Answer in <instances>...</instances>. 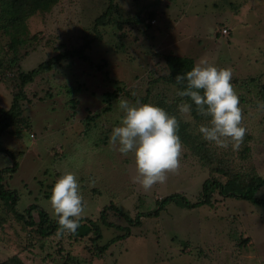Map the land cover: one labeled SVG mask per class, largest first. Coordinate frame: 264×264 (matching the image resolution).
<instances>
[{
	"label": "rangeland",
	"instance_id": "1",
	"mask_svg": "<svg viewBox=\"0 0 264 264\" xmlns=\"http://www.w3.org/2000/svg\"><path fill=\"white\" fill-rule=\"evenodd\" d=\"M25 23L28 33L13 68L6 66L10 39L0 29V107L10 106L19 71L60 50L81 54L23 86L26 97L11 127L16 132L1 135L14 156L0 152V169L17 161L4 174V186L16 191L18 209L35 203L53 217L52 187L72 172L84 199L83 216L100 224L98 244L115 240L96 254L85 249L88 240L67 234L37 238L0 202V261L15 255L23 264H264V205L215 190L210 203L171 202L154 213L164 195L179 193L194 203L206 178L225 181L216 163L232 173L264 176V109L257 106L264 101L257 87L264 82V0H58ZM165 53L231 70L247 129L239 150L202 139L198 128L210 117L179 113L176 86L165 80ZM120 99L161 107L188 127L178 134L179 170L147 192L132 182L133 155L123 156L109 142L123 116ZM20 129L25 130L19 134ZM256 195L264 198V186ZM104 207L113 226L98 219Z\"/></svg>",
	"mask_w": 264,
	"mask_h": 264
},
{
	"label": "clouds",
	"instance_id": "2",
	"mask_svg": "<svg viewBox=\"0 0 264 264\" xmlns=\"http://www.w3.org/2000/svg\"><path fill=\"white\" fill-rule=\"evenodd\" d=\"M186 81V84H185ZM230 69H218L201 60L183 75H176L175 82L182 85L176 95L188 98L178 111L190 116L195 106L198 115L210 117L207 125H200L198 132L206 142L221 149H240L247 129L242 126V109L239 107ZM264 109V101L258 102ZM123 116L120 125L112 129L109 142L123 156L134 157L136 175L132 182L145 192L163 184L168 174L176 173L181 166L183 144L178 136L179 121L165 109L152 104H130L120 99ZM78 179L72 172L61 175L54 183L49 204L58 224L57 237L75 234L85 212L84 199L79 191Z\"/></svg>",
	"mask_w": 264,
	"mask_h": 264
},
{
	"label": "trees",
	"instance_id": "3",
	"mask_svg": "<svg viewBox=\"0 0 264 264\" xmlns=\"http://www.w3.org/2000/svg\"><path fill=\"white\" fill-rule=\"evenodd\" d=\"M58 0H0V29L9 36V43L7 49L10 52V56L7 59L6 66L13 68L16 64V57L14 56L17 52V48L20 44H23L26 40L25 35L28 33L26 28L25 20L32 14L36 12H44L50 10ZM227 26V25H225ZM222 28H226V33H222ZM218 32V31H217ZM216 32V34H217ZM221 35L228 34L227 27H221L219 29ZM81 52L75 50H60L57 53L50 56L48 59L39 62L35 67L30 70L23 72L19 71L16 74L18 80V87L13 92L11 97L10 106L8 108L0 107V152L6 153L8 155L14 156L11 150L4 147L1 144V135L4 133L12 134L16 130L11 129L16 118L19 117L21 112L20 101L26 97L25 91L22 89L23 86L32 81L33 78L46 69H50L57 65L62 59L80 55ZM163 58L167 67V75L165 80L171 82L176 86L177 90H182V85H177L175 82L176 75H183L187 71L191 70L194 66V60L190 56H178L172 53H165ZM0 64H3V60H0ZM5 65V64H4ZM6 77V75H4ZM8 78V77H7ZM186 84V81H185ZM258 90L260 94L264 97V82L259 84ZM109 102V99H107ZM177 100L190 102L188 98L179 97ZM108 108V106L106 107ZM192 114L195 117H202L198 115L195 111V106L193 105ZM179 121V129L177 134H185L187 130V124L181 121V119L176 116ZM209 118V117H207ZM20 129L17 133H21ZM246 152L249 151V147H244ZM197 149L200 152V146L198 144ZM210 157V155H208ZM207 157V156H205ZM207 162L211 163L209 159H205ZM219 161V160H218ZM220 162V161H219ZM221 163H216L217 166L214 170L220 171L227 178L225 181H221L217 178H206L202 187V196L199 201L190 203L189 200L182 197L179 193H172L164 195L157 202V207L154 209V213H157L160 209L164 208L168 203H182V205L193 206L202 203H210L212 199V194L215 190L219 194L231 197L242 198L248 200L254 204L264 205V198L256 195L259 188L264 186V176L256 174L254 172L242 175L241 173L228 170L225 165L221 167ZM17 161L14 160L11 166H5L0 169V202L6 207V211H9L14 218L21 222L24 228H28L30 234L33 233L37 238L44 239L49 236H57L58 224L54 217H52L45 209L39 207L35 203H30L23 210L17 207V193L13 189L6 188L3 183L4 174H9L16 169ZM220 166V167H218ZM114 207V206H113ZM104 207L99 213V218L103 223L108 226H113L114 224L106 219V211ZM117 209L116 207H114ZM36 212V217L32 213ZM120 215L125 217V214L117 209ZM142 215V213H139ZM147 214V213H145ZM127 219V218H126ZM137 219V218H136ZM129 220V219H128ZM118 226V225H117ZM128 231V227H125ZM128 228V229H127ZM74 241L85 242L88 240V244L85 245L87 249L100 254L107 246L115 240L112 238L107 243L99 245L98 241L102 238L101 227L96 219L90 217H82L80 220V226L75 232V234H67ZM122 235H118L120 238ZM246 239L243 240L245 242ZM0 264H23L17 256H10L4 261H0Z\"/></svg>",
	"mask_w": 264,
	"mask_h": 264
},
{
	"label": "built area",
	"instance_id": "4",
	"mask_svg": "<svg viewBox=\"0 0 264 264\" xmlns=\"http://www.w3.org/2000/svg\"><path fill=\"white\" fill-rule=\"evenodd\" d=\"M221 32L226 33V28H222Z\"/></svg>",
	"mask_w": 264,
	"mask_h": 264
}]
</instances>
